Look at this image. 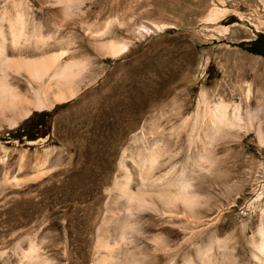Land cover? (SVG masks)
<instances>
[{
    "label": "rangeland",
    "instance_id": "374dc122",
    "mask_svg": "<svg viewBox=\"0 0 264 264\" xmlns=\"http://www.w3.org/2000/svg\"><path fill=\"white\" fill-rule=\"evenodd\" d=\"M23 1L88 70L72 99L0 123V264H264V57L247 51L264 0ZM95 36L128 47L105 57ZM185 185L191 207L158 197Z\"/></svg>",
    "mask_w": 264,
    "mask_h": 264
},
{
    "label": "bare ground",
    "instance_id": "6f19581e",
    "mask_svg": "<svg viewBox=\"0 0 264 264\" xmlns=\"http://www.w3.org/2000/svg\"><path fill=\"white\" fill-rule=\"evenodd\" d=\"M56 1L64 7L80 4V0ZM9 7L13 9L15 17L8 12ZM31 8L32 5L23 0H0V123L10 127L17 125L32 110L49 111L56 104L72 99L88 70L86 61L74 59L70 51L52 50L53 45L57 44L59 29L48 23L35 22ZM219 16L221 13L213 11L207 20L215 22ZM44 30L49 34H45ZM102 40L101 36H95L91 45L105 57L118 56L128 47V44L117 45ZM23 76L25 82H21ZM219 112L216 109L213 120L222 127L228 120L221 112L218 115ZM184 187L185 190L177 194L159 192L158 197L169 207H176L179 203L191 207L195 199L189 194L188 185ZM125 189H121V194L136 203L135 209L154 208L152 200L144 199L143 191L132 193ZM97 264L105 262L99 261Z\"/></svg>",
    "mask_w": 264,
    "mask_h": 264
},
{
    "label": "trees",
    "instance_id": "16d2710c",
    "mask_svg": "<svg viewBox=\"0 0 264 264\" xmlns=\"http://www.w3.org/2000/svg\"><path fill=\"white\" fill-rule=\"evenodd\" d=\"M247 51L253 55L264 57V39L258 38L257 40H255L254 43L251 45V48L247 49ZM24 134V137H26V139H34V135H29L28 133Z\"/></svg>",
    "mask_w": 264,
    "mask_h": 264
}]
</instances>
